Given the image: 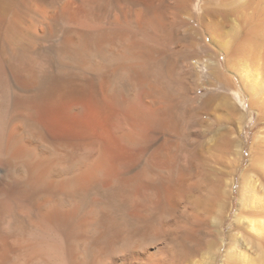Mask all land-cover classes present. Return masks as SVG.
<instances>
[{
  "label": "bare ground",
  "instance_id": "obj_1",
  "mask_svg": "<svg viewBox=\"0 0 264 264\" xmlns=\"http://www.w3.org/2000/svg\"><path fill=\"white\" fill-rule=\"evenodd\" d=\"M215 1L0 0V107L2 91L12 96L0 121V264H183L197 251L203 155L187 145L174 167L195 93L182 39L207 35Z\"/></svg>",
  "mask_w": 264,
  "mask_h": 264
},
{
  "label": "rangeland",
  "instance_id": "obj_2",
  "mask_svg": "<svg viewBox=\"0 0 264 264\" xmlns=\"http://www.w3.org/2000/svg\"><path fill=\"white\" fill-rule=\"evenodd\" d=\"M234 1L227 0V5L222 0L213 2L215 6L212 3L213 10L206 22L207 26L212 25L205 37L182 39L184 44L187 40L182 58L192 64L183 74L186 80L182 78L184 84L187 81L184 86L195 93L183 99L187 102L183 106L188 104L191 116L185 114L179 121L182 125L179 123L174 167H178L179 156L187 145L197 147L202 153V162L195 160L205 175L198 190L208 201L209 217L206 235L197 251L182 253L183 264H264V227L260 225L261 221L264 223V204L256 207L251 195L264 190V0ZM195 5L197 9L198 4ZM216 61L230 83L214 74ZM162 72L168 87L175 76L170 80ZM172 83L169 87L175 91L177 85ZM3 92L0 121L5 118L7 121L12 114V96L8 91ZM96 123L85 125L84 129L96 126L95 131L99 128ZM183 126L190 130L193 127L195 136L186 134ZM69 130L72 131L71 128L66 131ZM77 130L80 131L78 127ZM245 174L248 185L242 189ZM251 224L259 226V231L253 230Z\"/></svg>",
  "mask_w": 264,
  "mask_h": 264
}]
</instances>
